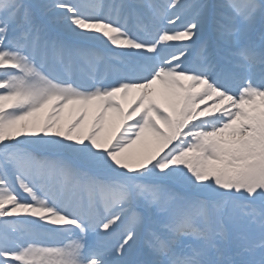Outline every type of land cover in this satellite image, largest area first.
Listing matches in <instances>:
<instances>
[{
	"label": "snow or ice",
	"instance_id": "snow-or-ice-1",
	"mask_svg": "<svg viewBox=\"0 0 264 264\" xmlns=\"http://www.w3.org/2000/svg\"><path fill=\"white\" fill-rule=\"evenodd\" d=\"M0 264H264V0H0Z\"/></svg>",
	"mask_w": 264,
	"mask_h": 264
},
{
	"label": "bare ground",
	"instance_id": "bare-ground-1",
	"mask_svg": "<svg viewBox=\"0 0 264 264\" xmlns=\"http://www.w3.org/2000/svg\"><path fill=\"white\" fill-rule=\"evenodd\" d=\"M136 91L134 90V91H132V92H130L129 94H128V96L126 97V99L123 101V103H124V105H125V107L129 104V103H131L132 101H133V99H134V97L136 96ZM71 109V105H69L66 109H65V112H64V117L66 116V115H69V110ZM93 113H94V109L92 110V111H90V114L91 115H93ZM88 117H90V116H88ZM69 118H70V116H69ZM92 118V117H91ZM65 119V118H64Z\"/></svg>",
	"mask_w": 264,
	"mask_h": 264
},
{
	"label": "rangeland",
	"instance_id": "rangeland-1",
	"mask_svg": "<svg viewBox=\"0 0 264 264\" xmlns=\"http://www.w3.org/2000/svg\"><path fill=\"white\" fill-rule=\"evenodd\" d=\"M208 103L210 104L211 101H209ZM201 107H203V106H201ZM89 116L90 117H88V121L90 122L92 115L89 113ZM64 118H65V121H67L69 119V115H66ZM133 147L136 148V147H138V145L137 146H133ZM133 258H135V256H133Z\"/></svg>",
	"mask_w": 264,
	"mask_h": 264
}]
</instances>
